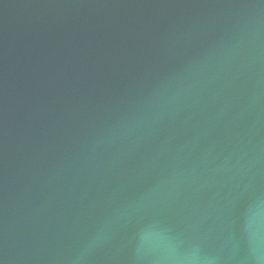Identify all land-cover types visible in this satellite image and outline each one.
<instances>
[{
	"label": "water",
	"instance_id": "95a60500",
	"mask_svg": "<svg viewBox=\"0 0 264 264\" xmlns=\"http://www.w3.org/2000/svg\"><path fill=\"white\" fill-rule=\"evenodd\" d=\"M0 264H264V0H0Z\"/></svg>",
	"mask_w": 264,
	"mask_h": 264
}]
</instances>
